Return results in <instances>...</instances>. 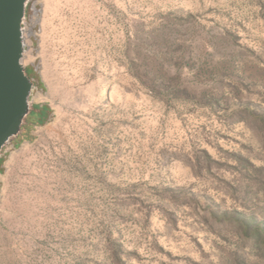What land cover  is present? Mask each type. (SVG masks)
I'll return each mask as SVG.
<instances>
[{"label":"rangeland","instance_id":"obj_1","mask_svg":"<svg viewBox=\"0 0 264 264\" xmlns=\"http://www.w3.org/2000/svg\"><path fill=\"white\" fill-rule=\"evenodd\" d=\"M22 36L0 264H264L228 221L264 225V0H29Z\"/></svg>","mask_w":264,"mask_h":264},{"label":"water","instance_id":"obj_2","mask_svg":"<svg viewBox=\"0 0 264 264\" xmlns=\"http://www.w3.org/2000/svg\"><path fill=\"white\" fill-rule=\"evenodd\" d=\"M29 0H0V151L30 111L34 83L22 66L23 24Z\"/></svg>","mask_w":264,"mask_h":264},{"label":"trees","instance_id":"obj_3","mask_svg":"<svg viewBox=\"0 0 264 264\" xmlns=\"http://www.w3.org/2000/svg\"><path fill=\"white\" fill-rule=\"evenodd\" d=\"M28 74V72H27ZM33 111L36 112L34 115L39 116L42 112L47 111L46 106H32ZM246 162L245 160H243ZM233 218L228 219L229 223L234 222L238 229H241L243 237H247L251 240V245L256 247L262 256H264V225L260 224L258 221H254L252 217H248L245 220L240 219L239 214H234Z\"/></svg>","mask_w":264,"mask_h":264}]
</instances>
